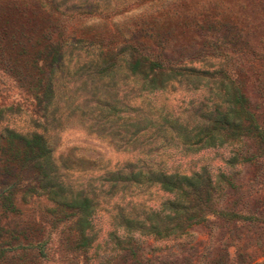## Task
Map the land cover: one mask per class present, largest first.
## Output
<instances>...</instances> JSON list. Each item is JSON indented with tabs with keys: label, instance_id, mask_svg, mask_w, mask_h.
Returning a JSON list of instances; mask_svg holds the SVG:
<instances>
[{
	"label": "rangeland",
	"instance_id": "rangeland-1",
	"mask_svg": "<svg viewBox=\"0 0 264 264\" xmlns=\"http://www.w3.org/2000/svg\"><path fill=\"white\" fill-rule=\"evenodd\" d=\"M53 46L60 59L52 63ZM128 47L171 68L199 71L188 77L200 80L184 77L145 90L119 55ZM98 52L115 55L105 76L93 67ZM226 82L247 99L264 129V0H0V135L5 129L43 131L56 173L73 188L93 190L96 200L94 241L76 251L69 222L46 213L43 198L18 197V227L31 244L44 245L40 253H10L0 264H132L112 249L116 215L120 208L155 209L165 195L156 188L110 195L100 183L108 172L144 166L204 175L213 187L214 209L234 218L207 214L182 236H135L140 259L264 264V161L257 159L255 144L187 153L176 132L154 129L163 118L194 127L220 102ZM15 175L23 183L29 179L24 171Z\"/></svg>",
	"mask_w": 264,
	"mask_h": 264
},
{
	"label": "trees",
	"instance_id": "trees-1",
	"mask_svg": "<svg viewBox=\"0 0 264 264\" xmlns=\"http://www.w3.org/2000/svg\"><path fill=\"white\" fill-rule=\"evenodd\" d=\"M49 50L52 63L60 59L58 47L53 46ZM120 54L124 55L122 61L126 71L148 91L163 89L169 81L184 80V77L185 80H200L198 76H188L202 75L194 69L171 68L131 47L121 49ZM95 55L93 67L96 73L105 76L111 72L115 55L101 52ZM221 84L223 94L220 102L205 111L203 120L197 125L188 128L187 125L176 124V120L169 123L163 118L162 123L154 128L155 133L176 132L177 140L182 142V148L187 153L225 144L240 146L245 141H252L259 154L257 159L264 161V129L257 125L253 113L248 109L247 99L236 87L231 82ZM48 94L49 91L44 92L42 100ZM37 108L41 112L46 110L41 101H38ZM67 162L66 159L63 163ZM54 167L51 149L43 131L19 134L5 129L0 135V261L10 253L17 256V250L23 254L37 249L40 253L44 245V241L31 244L18 227L15 219L18 197L22 202L31 197L43 198L49 204L44 209L46 213L54 217L60 215L65 222H69V230L74 236V250L85 251L94 241L90 221L96 206L94 191L67 185ZM16 170L28 173V181L21 182L15 175ZM107 175L100 187L109 188L110 195L117 191L150 188H156L165 195L155 209L147 207L137 213L120 208L116 215L119 229L109 233L112 249L121 259H127L132 264L148 262L138 257L139 248L133 242L135 236L158 240L182 236L191 227L204 222L207 214L228 222L234 218L233 213L214 209L211 199L213 187L209 179L200 173L182 175L144 166L112 171ZM58 221L56 219L55 223Z\"/></svg>",
	"mask_w": 264,
	"mask_h": 264
}]
</instances>
